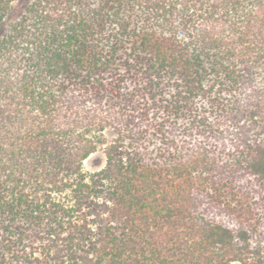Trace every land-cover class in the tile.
<instances>
[{
	"label": "trees",
	"instance_id": "obj_1",
	"mask_svg": "<svg viewBox=\"0 0 264 264\" xmlns=\"http://www.w3.org/2000/svg\"><path fill=\"white\" fill-rule=\"evenodd\" d=\"M15 1L0 264H264V0Z\"/></svg>",
	"mask_w": 264,
	"mask_h": 264
},
{
	"label": "rangeland",
	"instance_id": "obj_2",
	"mask_svg": "<svg viewBox=\"0 0 264 264\" xmlns=\"http://www.w3.org/2000/svg\"><path fill=\"white\" fill-rule=\"evenodd\" d=\"M33 0H16L14 3V10L10 14L11 17L18 15L22 9ZM116 133L113 129L108 128L104 131L103 137L107 144H100L96 152L90 155L84 162V172L87 175L93 174L101 170L106 165V146L115 138Z\"/></svg>",
	"mask_w": 264,
	"mask_h": 264
}]
</instances>
